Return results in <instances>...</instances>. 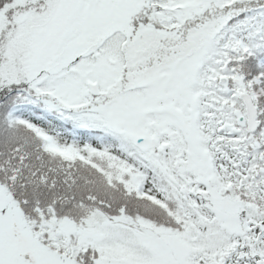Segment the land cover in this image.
Segmentation results:
<instances>
[{"label": "snow or ice", "instance_id": "1", "mask_svg": "<svg viewBox=\"0 0 264 264\" xmlns=\"http://www.w3.org/2000/svg\"><path fill=\"white\" fill-rule=\"evenodd\" d=\"M0 264H264V0H0Z\"/></svg>", "mask_w": 264, "mask_h": 264}]
</instances>
